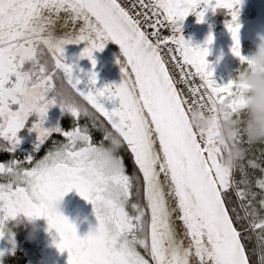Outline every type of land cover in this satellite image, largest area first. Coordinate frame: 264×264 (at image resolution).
Instances as JSON below:
<instances>
[{
	"label": "snow or ice",
	"instance_id": "6c2138e0",
	"mask_svg": "<svg viewBox=\"0 0 264 264\" xmlns=\"http://www.w3.org/2000/svg\"><path fill=\"white\" fill-rule=\"evenodd\" d=\"M241 3L0 0L3 150L16 152L18 133L33 116L29 131L37 133L36 151L54 133L66 139L39 160L29 155L0 163L5 180L0 183V238L8 232V221L23 214L47 220L60 237L57 248L68 253L67 264H264V175L249 177L243 163L246 148L234 167H225L215 141L218 131L194 130L189 115L195 108L215 111L217 105L238 114L246 86L239 80L218 84L207 60L209 50L185 40L180 23L192 13L203 22L209 9L227 10L231 51L247 64L239 41ZM62 13V27L71 22L73 30L57 36L54 28ZM164 28L171 34L163 36ZM212 40L209 35L207 44ZM108 41L118 44L125 58L123 78L119 85L97 87L95 71L83 72L77 62H66L65 46L83 44L77 60L87 58L94 69V53ZM181 84L188 86L191 99ZM106 102L114 106L109 109ZM57 103L76 121L91 117L93 126L99 113L107 122L100 125L102 140L95 143L86 126L45 128L47 111ZM74 135L83 142L75 144ZM113 135L126 149V156L119 152L125 171L105 176L102 161L86 167L82 154L89 148L102 154L101 146ZM239 142L247 144L243 137ZM126 159L132 161L131 175ZM248 167L264 173L255 160ZM73 189L93 205L98 221L83 238L74 223L48 204Z\"/></svg>",
	"mask_w": 264,
	"mask_h": 264
},
{
	"label": "rangeland",
	"instance_id": "374dc122",
	"mask_svg": "<svg viewBox=\"0 0 264 264\" xmlns=\"http://www.w3.org/2000/svg\"><path fill=\"white\" fill-rule=\"evenodd\" d=\"M210 10L211 9L205 13L203 22H198L196 13L189 14L180 22L181 26H185L181 28L187 30V34L184 38L190 41L192 46L206 47L209 50V55L211 56L209 62L212 70L224 73L225 67L222 61L232 59L235 56L231 51L234 43L232 35L226 27V24L231 19L225 21L223 27L217 32H208L205 28V21L208 19ZM239 24L241 25L239 29L240 44L242 41L248 39L253 45L252 49H248L246 54H243V56L247 57L255 49V44L258 42L259 38H264V0H242L239 8ZM209 35L213 37L212 43L207 44L206 40L205 45V39L209 37ZM70 45L72 44H68L65 47ZM95 54L98 53L95 52ZM98 56L102 58L99 54ZM94 57L96 60L95 68L93 69L90 63L87 70L95 71L98 74L97 87H102L106 84L119 85L120 83L116 78L105 79L106 75L105 77L102 76L103 71L99 69L100 65H98L99 59L96 55H94ZM102 59L105 63H108L104 58ZM85 60H87V58H85ZM105 70H107V74H110V69L107 68ZM101 77H103V79H101ZM22 143L24 144V140L19 139V145L22 146V148H26ZM25 166L28 165L25 164ZM90 207L91 204L89 202L87 203L80 195L67 193L63 197V215L66 216L70 222L74 223L77 235L81 238L95 229L98 224L95 213ZM22 220L23 219L15 218L8 221V232L5 233L3 238H0V253L3 254L5 251H8V249L12 248L13 244L17 242V247L20 244L26 245L23 253H26L29 264H67L68 253L67 251L60 252L58 250L56 246L58 243V234L54 229L50 234L44 233L41 229L39 231H31V236H29V238H23L21 237L22 235L20 236L16 231L18 228L20 230L21 227L19 226L22 224ZM9 233L11 235H9Z\"/></svg>",
	"mask_w": 264,
	"mask_h": 264
},
{
	"label": "clouds",
	"instance_id": "9594fccd",
	"mask_svg": "<svg viewBox=\"0 0 264 264\" xmlns=\"http://www.w3.org/2000/svg\"><path fill=\"white\" fill-rule=\"evenodd\" d=\"M247 60L246 67H242L236 77L246 86L243 108L238 114L232 113L224 105H217L215 111L201 112L195 108L189 113L194 130L205 133L210 129L218 131L216 146L223 152V165L229 168L234 167L245 154V144L240 143L239 138L243 137L247 144L264 143V38H259ZM72 139L77 145L83 142L80 135H74ZM121 147L120 138L113 135L101 146L102 154L89 148L82 154V160L86 167L102 161L105 176L118 175L125 171L119 155ZM48 204L53 212L63 215V197H56ZM37 219L31 218L29 221L35 224Z\"/></svg>",
	"mask_w": 264,
	"mask_h": 264
},
{
	"label": "trees",
	"instance_id": "16d2710c",
	"mask_svg": "<svg viewBox=\"0 0 264 264\" xmlns=\"http://www.w3.org/2000/svg\"><path fill=\"white\" fill-rule=\"evenodd\" d=\"M230 19L231 16L228 14V11L225 9H217L215 11L210 10L208 13V19L207 21H205V28L208 32L215 33L223 27L225 21H229ZM207 39L208 37H206L205 39V43H204L205 45ZM240 46H241L242 55L246 54L248 49H252L253 47L252 43L248 39L242 41ZM83 47H84L83 44H72L68 47H65V57H66V62L69 63L77 62L79 69H82L83 72H88L87 69L88 66L90 65V61L88 59L85 60V58L77 60ZM94 55H96L99 59L98 65L101 64L105 69L107 68L110 69L111 77H115L119 81V83H121L122 80L118 75H116L115 70L110 65H107L108 63H105L104 60L98 56V54L94 53ZM210 59L211 56L208 55L207 60L210 61ZM223 62H224L225 72L219 73L217 71H214V79L218 84H227L230 80H236L239 70L242 67H246V64H242L241 60L237 58V56H234L232 59L223 60L222 63ZM65 87H68L66 83H65ZM22 132H24L23 129L20 130L19 134H21ZM244 146L246 149L249 150L245 154V159L243 163L245 164V167L248 170L249 177L254 180L255 178L264 175V173H261L259 168L252 169L248 167V161L255 160L258 164L264 166V143L252 144L250 148L249 145L247 144H245ZM120 155L121 156L127 155L125 148L123 147L121 148ZM125 164H126V172L131 175L133 172L132 161L130 159H126ZM235 178L237 180L241 179V173L239 172V170L235 172ZM254 190L259 191L258 189H254ZM233 198L235 199V197ZM19 227H21L20 230L18 228L16 229V231L19 233L20 236L22 235L21 237L29 238V236H31V229L29 228L25 219L22 220V224ZM255 242H256L255 237L253 236L252 240L249 242L248 245L250 249L255 246ZM25 247L26 245L20 244L18 247L16 246V248L20 249L21 251L16 250L12 254L11 253L4 254L2 257L3 264H29L26 253H23ZM253 259L256 260V257H253Z\"/></svg>",
	"mask_w": 264,
	"mask_h": 264
},
{
	"label": "flooded vegetation",
	"instance_id": "af4514ba",
	"mask_svg": "<svg viewBox=\"0 0 264 264\" xmlns=\"http://www.w3.org/2000/svg\"><path fill=\"white\" fill-rule=\"evenodd\" d=\"M99 65H100V69L103 71L102 76L105 77L106 75L105 79L115 78V77H111L110 74H107V71L101 64ZM103 77H101V79H103ZM82 87H83V84H82ZM73 95H75V93H73ZM77 99L80 100L79 97H77ZM80 102L84 103L82 100H80ZM116 103L118 104V101ZM105 106L111 109L114 106V104L112 102H106ZM88 107L90 111L94 112V110H92L90 106ZM95 116H96L95 126H93V119L91 117L82 116L78 121H76L75 118H73L72 115L68 111L66 110L62 111L59 103H57L48 109L47 114H46V119L44 122V127L45 128H55L59 126L65 130H71L75 126H81V127L86 126L89 128L90 134L93 137V141L95 143H99L102 140V135H103L102 132L100 131V125L101 124L106 125L107 122L102 116H100L99 113H95ZM32 119H36V117L35 116L31 117L30 122L23 128L24 132H22L21 134L18 133L19 139L24 140V144L23 143L22 144L26 148H22V146L19 145L15 153H9L3 150L5 143L3 142L2 139H0V163H7L12 159L23 160L26 156H29V155H34L35 159H39V158H42L44 155H46L49 150L53 149L54 144H60V143L66 142V139L61 134L54 133L41 146V149L39 151H36V146L38 144L37 133L34 131H29L31 127ZM104 143L106 144L107 141H105ZM3 182H5V180L2 177H0V183H3ZM69 193H72V194L74 193L75 195H78L74 189L70 191ZM90 209L94 211L92 204H91ZM16 218L25 219L31 231H39L41 229L44 233H48V234L52 233L53 231V229H49L47 220L45 218L37 219L35 221V224L31 223L29 221V218L25 217L23 214L18 215ZM59 239L60 237L58 236L57 241H59ZM16 244L17 242L13 244L12 248L8 249V251H5L1 255V259H0L1 264H3L2 257L4 254L6 253L12 254L16 250L21 251L20 249L16 248Z\"/></svg>",
	"mask_w": 264,
	"mask_h": 264
},
{
	"label": "water",
	"instance_id": "95a60500",
	"mask_svg": "<svg viewBox=\"0 0 264 264\" xmlns=\"http://www.w3.org/2000/svg\"><path fill=\"white\" fill-rule=\"evenodd\" d=\"M65 14H61V19L57 22L54 28L55 35L62 36L65 32L72 31L73 25L71 22L68 23L67 27H62L64 24ZM79 24L75 26L76 30L79 28ZM102 58H104L110 66L115 70L116 74L123 78L122 66L124 63V56L120 49V46L112 41H108L102 51H97Z\"/></svg>",
	"mask_w": 264,
	"mask_h": 264
},
{
	"label": "built area",
	"instance_id": "2783aa9c",
	"mask_svg": "<svg viewBox=\"0 0 264 264\" xmlns=\"http://www.w3.org/2000/svg\"><path fill=\"white\" fill-rule=\"evenodd\" d=\"M121 2L124 3L125 0H121ZM181 27H185V26H181ZM148 30L151 31V29H148ZM181 33H182L183 37H185L186 34H187V30L181 28ZM161 34L163 36H168V35L171 34V30L169 28H164V29L161 30ZM165 58L167 59V56ZM168 66H169L170 70H172L173 75H177L178 70L177 69H172V65L171 64H169ZM177 78H179V77L177 76ZM195 83L199 84V79L198 78H196V82ZM178 87H180L181 89L184 90V94H185V96L187 98L191 99L190 93L188 92V86H185V85L181 84V85H178Z\"/></svg>",
	"mask_w": 264,
	"mask_h": 264
}]
</instances>
